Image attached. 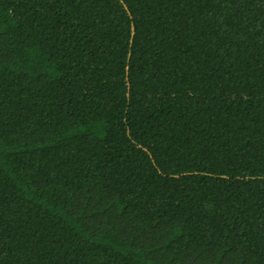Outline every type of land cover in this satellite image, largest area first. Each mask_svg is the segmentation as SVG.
Returning <instances> with one entry per match:
<instances>
[{
	"label": "trees",
	"instance_id": "trees-1",
	"mask_svg": "<svg viewBox=\"0 0 264 264\" xmlns=\"http://www.w3.org/2000/svg\"><path fill=\"white\" fill-rule=\"evenodd\" d=\"M0 264H264V0H0Z\"/></svg>",
	"mask_w": 264,
	"mask_h": 264
}]
</instances>
